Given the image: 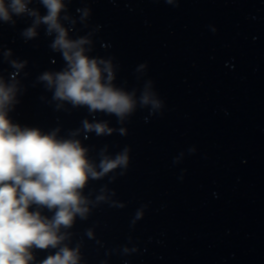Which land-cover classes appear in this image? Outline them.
<instances>
[{
  "label": "clouds",
  "instance_id": "9594fccd",
  "mask_svg": "<svg viewBox=\"0 0 264 264\" xmlns=\"http://www.w3.org/2000/svg\"><path fill=\"white\" fill-rule=\"evenodd\" d=\"M33 2L0 0V24L15 26V17L30 18V25L20 33L25 41L36 39L39 29L44 28V34L52 37L50 49L61 55L64 67L40 73L36 82L52 93L56 110H67L65 105L86 108L93 119H83L81 126L69 130L66 136L59 135V127L45 132L14 122L9 113L25 91L18 77L28 61L14 59L11 49H0L3 61L13 69L7 79L0 70V264H81L80 245L71 247L68 243L72 236L68 230L76 219L86 220L92 208L102 202L124 206L111 201L115 193L109 194L106 186L94 200L84 190L92 180H101L117 169L126 170L130 148L110 155L105 145L96 162L89 157L90 149L80 137L88 139L93 133L98 137L117 132L127 135V128H114L107 120H96L95 114L115 116L123 125L138 106L158 111L163 102L153 90L151 80L137 97L136 89L129 91L116 85L118 65L113 58L90 55L92 37L99 26L83 36L70 35L78 22L68 11L73 0H36L45 9L43 14L30 6ZM177 2L166 0L168 4ZM76 12L79 22L87 27L91 9L77 8ZM146 67L140 64L136 71L142 73ZM123 174L121 171L120 175ZM45 209L52 215H44ZM142 216L143 211H138L137 219ZM86 235L94 238L91 229ZM48 249L56 251L37 262L34 252Z\"/></svg>",
  "mask_w": 264,
  "mask_h": 264
}]
</instances>
